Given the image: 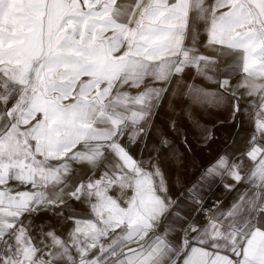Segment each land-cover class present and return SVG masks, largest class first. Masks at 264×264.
I'll list each match as a JSON object with an SVG mask.
<instances>
[{"label":"crops","instance_id":"1","mask_svg":"<svg viewBox=\"0 0 264 264\" xmlns=\"http://www.w3.org/2000/svg\"><path fill=\"white\" fill-rule=\"evenodd\" d=\"M171 1L148 0V18L181 24L180 43L188 5ZM215 36L182 65L207 106L188 128L136 131L141 163L122 137L43 157L21 86L0 79V264H264V52Z\"/></svg>","mask_w":264,"mask_h":264},{"label":"rangeland","instance_id":"2","mask_svg":"<svg viewBox=\"0 0 264 264\" xmlns=\"http://www.w3.org/2000/svg\"><path fill=\"white\" fill-rule=\"evenodd\" d=\"M185 1L179 43L172 36L181 24L151 21L148 0H0V79L21 86L23 125L43 157L122 137L124 154L145 162L136 131L188 128L192 106H207L206 86L190 83L196 69L182 67L199 57L189 47L215 33L222 47L264 52V0ZM176 69L184 82L169 81Z\"/></svg>","mask_w":264,"mask_h":264},{"label":"built area","instance_id":"3","mask_svg":"<svg viewBox=\"0 0 264 264\" xmlns=\"http://www.w3.org/2000/svg\"><path fill=\"white\" fill-rule=\"evenodd\" d=\"M49 250V247H46L43 254Z\"/></svg>","mask_w":264,"mask_h":264}]
</instances>
